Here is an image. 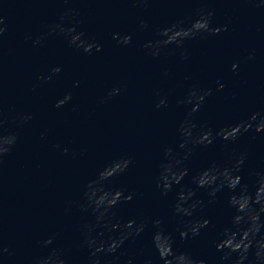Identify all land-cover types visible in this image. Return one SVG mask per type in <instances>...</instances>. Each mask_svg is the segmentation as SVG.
<instances>
[{"label":"clouds","instance_id":"obj_1","mask_svg":"<svg viewBox=\"0 0 264 264\" xmlns=\"http://www.w3.org/2000/svg\"><path fill=\"white\" fill-rule=\"evenodd\" d=\"M65 2L67 3L68 0ZM134 2L146 3L148 0H134ZM258 6H264V2ZM213 15L212 10L201 9L198 19L192 21L189 26H184V20H177L171 25L157 30L159 39L150 40L140 47L146 50L147 55L158 58L162 51L170 45L176 49H184L187 40L204 39L209 35H217L222 30L226 31L227 26L223 28L211 26ZM76 16L75 10L66 9L59 17V22L47 26V35L62 36L70 47L82 50L85 54H91L93 49L96 52L101 51V45L94 38L87 36L84 31L77 30V25L82 21L77 20ZM66 19L69 21L68 24L65 23ZM4 25L5 17L0 13V38L6 31ZM147 28L148 22L142 20L139 30L143 31ZM113 39L119 45L132 44V36L129 34L114 33ZM43 40V36L37 37L33 44L42 45ZM180 57L181 59L188 58L186 50L180 52ZM247 59H254V52L249 53ZM231 67L235 72L239 65L233 63ZM60 71L59 66L52 67L47 76H41L39 79L42 81L51 80ZM165 75L168 73L166 72ZM75 86L78 87L79 82ZM223 88L224 84L217 83L215 91L219 92ZM120 91L121 88L116 86L107 95L111 98L119 95ZM212 95L211 88L201 89L193 85L189 87L184 98L177 101L178 105L190 106L185 114V119L177 128L180 137L177 147L180 151L171 146L163 150V158L158 164L155 186L162 196H167L172 192L174 186H180L179 190L175 192L173 210L177 216L187 218L182 221V228L178 229L181 239L200 236L201 231L209 226L210 220L194 218L195 214L198 210L214 204L218 194L227 189L230 194L227 205L234 210V214L231 216L230 226L223 229L221 238L214 240L213 244L216 250L222 254L221 260H232V264H245V261L249 260L250 250L254 248L255 261L258 264H264V237L257 239L261 229L264 228V219H262L264 216V173H255L256 186L254 191L250 192L249 185L242 182L240 175L247 158V152L235 156L230 165L221 166L212 162L208 167L197 172L191 177V183L195 187L181 185V181L189 175L187 162L196 148H207L217 138L226 142H235L241 134L249 130L254 129L258 133L264 131V116L259 112H254L247 119L215 132L210 126H198L194 122L193 116L200 111L207 98ZM71 100L72 94L67 93L63 98L57 100L55 107L61 108ZM166 105L167 97H161L156 107L160 108ZM14 119L23 124L31 120L32 115L18 114ZM5 122L3 110L0 108V164L3 163V158L10 154L17 141L16 133H5ZM54 147H59V145ZM61 151L66 154L69 150L63 148ZM136 163L137 161L130 155L113 159L107 162L96 173L95 178L89 180L84 187L78 208L84 213H90L92 219L80 225L82 241L77 247L88 249L89 264H101V255L115 254L126 241L139 237L147 226L145 219L139 222L136 220L121 222L118 219L116 210L119 206L132 201L133 194L124 188L111 187L114 178L123 175L130 166H135ZM199 189L206 190L207 196L210 198L207 202L197 198ZM152 225L156 229L152 237L153 247L163 264H205L203 259H195L187 253L173 250V238L166 233L161 219L152 220ZM54 240L55 236H48L42 241V247L49 248L54 244ZM6 253H9V249L0 240V258ZM34 264H66L65 249L52 247L46 255L37 257ZM126 264H132V260L129 259ZM144 264H153V261L149 259Z\"/></svg>","mask_w":264,"mask_h":264}]
</instances>
